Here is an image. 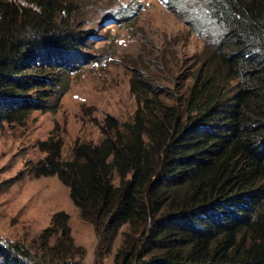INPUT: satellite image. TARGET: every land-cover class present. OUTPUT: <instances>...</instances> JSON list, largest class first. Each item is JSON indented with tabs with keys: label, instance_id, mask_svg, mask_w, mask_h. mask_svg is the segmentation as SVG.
Here are the masks:
<instances>
[{
	"label": "trees",
	"instance_id": "1",
	"mask_svg": "<svg viewBox=\"0 0 264 264\" xmlns=\"http://www.w3.org/2000/svg\"><path fill=\"white\" fill-rule=\"evenodd\" d=\"M17 1L0 0V122L8 123L48 111L92 45L72 23L71 0ZM198 6L218 43L182 94L164 100L137 73L129 121L105 118L102 139L77 141L69 158L53 135L30 163L35 177L69 188L94 228L95 264L112 253L115 264H264V0ZM40 237L35 252L0 246L3 264H83L68 214H55Z\"/></svg>",
	"mask_w": 264,
	"mask_h": 264
},
{
	"label": "rangeland",
	"instance_id": "2",
	"mask_svg": "<svg viewBox=\"0 0 264 264\" xmlns=\"http://www.w3.org/2000/svg\"><path fill=\"white\" fill-rule=\"evenodd\" d=\"M71 1L72 23L88 33L92 45L85 52L91 58L67 78V91L50 101L48 111L35 110L22 122H0V246L39 251L42 232L63 212L70 216L76 246L85 250L82 263L95 264L94 228L81 219L69 188L57 176L30 172V163L45 157L38 143L60 137L69 158L77 141L102 139L105 118L129 121L138 108L132 88L137 73L159 87L164 100L175 99L217 45L219 32L196 14L203 0H179L176 7L167 0ZM103 264H115L114 254Z\"/></svg>",
	"mask_w": 264,
	"mask_h": 264
},
{
	"label": "clouds",
	"instance_id": "3",
	"mask_svg": "<svg viewBox=\"0 0 264 264\" xmlns=\"http://www.w3.org/2000/svg\"><path fill=\"white\" fill-rule=\"evenodd\" d=\"M167 2H168V0H167ZM169 4V3H168ZM198 11V10H197Z\"/></svg>",
	"mask_w": 264,
	"mask_h": 264
}]
</instances>
